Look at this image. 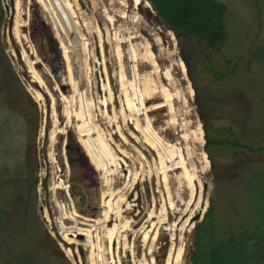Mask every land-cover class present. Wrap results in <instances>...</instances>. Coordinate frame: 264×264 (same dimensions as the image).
<instances>
[{
  "label": "rangeland",
  "instance_id": "374dc122",
  "mask_svg": "<svg viewBox=\"0 0 264 264\" xmlns=\"http://www.w3.org/2000/svg\"><path fill=\"white\" fill-rule=\"evenodd\" d=\"M68 1L76 20L77 16L80 17L78 22L84 25V28L79 27V30L87 44L86 83L88 90L86 89V94L90 102L94 100L96 102L94 106L96 111L92 110L90 120L86 122L81 116L82 101L79 83L76 86L74 80L71 79L69 66L64 60L61 46L53 29L54 23L37 0H29V36L37 56L65 100V105H62L63 109L58 103L54 104V110L58 116L55 115V119L51 116L49 124L50 129L54 130H59V126H64L60 137L64 143L68 165L69 199L76 214L100 223L104 219L105 193L110 184H114L115 192L120 191V195L125 199L124 203L120 204L121 209H125L124 204L128 203L129 197L133 194L134 201L129 203L132 207L124 211L115 223L119 233L118 240L115 242V248L118 251L116 260L119 264H149L151 258L159 256L158 248L154 244L153 254L149 255L151 241L144 242L143 238L150 230L152 223L163 220L166 215L168 194L161 186V178L167 174V164L161 163L157 153L144 142V136L136 133L128 124L130 117L142 124L143 111L138 110L141 115H136L138 112L135 109V113H126L124 110L125 97L120 90V79L125 76L124 68L127 69L126 75L130 77L129 80L133 81L134 77H139L133 75L129 59L126 58L127 55L130 58L129 48L123 45L122 40V36L126 33L124 28L127 26H124L125 23L120 17L126 3L124 0ZM218 1L227 7L226 25L229 40L224 48V55L226 60L230 61L228 65L221 57L207 54L196 43L181 41L167 29L155 12V15L152 14L149 8H145L140 15V32L134 33L138 36L139 42L144 45L138 60L151 54L158 65L153 68L140 63V70L142 72L155 71L153 80L156 87L167 90L175 96L174 114L175 118H179L178 126L172 127L169 131L171 136L174 135L172 141L175 142H170V139L162 136L166 143L163 147L164 153L173 151L171 147L174 143L183 144L176 132L181 130V124L190 125L197 117L204 131V152L209 161V167L201 182L200 205L196 209L193 202L188 206L187 193L182 196L180 205L174 196L170 198L174 208L178 211L186 209L193 211L189 221L190 228L182 235L183 256L179 264H188L184 257L186 248L196 225L204 218L213 190L210 178L212 162L207 154L205 125L210 130V138L213 135L212 131L219 125H224L226 122L231 123L242 142L254 148L264 147V66L257 63L260 58H264V0ZM107 15L115 16L116 22L112 31L108 29ZM11 16V0H0V124L11 137L9 152L7 155L0 154V162H5L12 179L24 177V188L18 187L15 190L12 187L9 191L11 198H15L9 202L11 206H16L12 209L19 212L24 206L20 192H25V195L30 196L29 225L31 231L25 236L18 237L19 239L14 242L15 248L17 244L18 252L32 254L39 259L40 264H75L72 256L69 257L62 249L52 231V222L46 207V192L42 186V180L47 174V166L43 158V134L47 106L45 99L43 97L39 99L34 89L21 76V68L13 55L14 50L8 39ZM164 29L173 36L174 46L170 44L168 38H164ZM123 49L128 53L125 57L126 64L122 57ZM183 52L189 59V66L182 58ZM177 61L185 66V74L195 93V102L192 107H188L184 101L185 96L180 86L181 74L179 75L180 72L176 66ZM235 66L237 68L234 76L223 81H219L212 72L215 70L218 73L228 74ZM168 71L171 78L166 80L163 73L167 74ZM102 78H106V91L102 89ZM138 89L140 90L139 87ZM115 92L117 96L114 95ZM105 94L109 99L108 107L101 103L106 97ZM48 97L52 103L53 100L49 93ZM193 108L196 114L190 112ZM162 113L166 114V111ZM208 116L216 119L221 116L223 121L210 122ZM172 117L174 115H166L162 121H169ZM59 119H62V125L58 124ZM88 141L94 146L95 157L91 155L94 158L90 157L87 150ZM67 145L71 146H69L70 154ZM210 151L217 166L232 160L233 155L230 151L213 146ZM122 156L127 167L120 165L119 158H123ZM172 160H176V156H173ZM71 161L74 167L70 166ZM127 169L131 176L129 183L124 177ZM178 173H180L179 170ZM168 175L171 177L172 174ZM35 179L36 183H32L33 187H30L28 193L29 183ZM81 192L87 195L86 200L78 197L77 193ZM172 192L177 197L175 188ZM72 193L77 197L74 198ZM49 203L59 233L69 235L68 240L71 244H74L76 248H82L85 264H111L107 238L108 223L96 226L95 234H93L95 237L91 234L83 241L72 239L70 235H77L81 228L76 224L68 226L67 220L61 221V212L53 202L51 194ZM200 213L201 220L192 223L191 221ZM153 215L155 219L151 220L150 216ZM126 222L129 224L125 227ZM17 234L19 235L20 232ZM77 252L79 256V251Z\"/></svg>",
  "mask_w": 264,
  "mask_h": 264
},
{
  "label": "bare ground",
  "instance_id": "6f19581e",
  "mask_svg": "<svg viewBox=\"0 0 264 264\" xmlns=\"http://www.w3.org/2000/svg\"><path fill=\"white\" fill-rule=\"evenodd\" d=\"M37 1L43 6L54 23L53 29L61 46L64 60L67 66H69V75L71 79L74 80L76 86L79 83L81 91L80 99L82 101L81 116L87 122L90 120L89 117L92 115V110L96 111V107H94L96 102L95 100L90 102L86 94V89L88 90V84L86 83L88 70L86 58L87 44L81 36L79 30V27L83 29L84 25L78 22L80 17L77 16L76 20V16L72 13L71 4L68 0ZM124 2L126 5L124 6V11L121 13L122 15L120 18L124 21V26L127 27L124 28V30L126 29V33L122 36V40L124 41L123 45L125 44L129 48L130 58L127 55L128 53H126L127 50L124 49L122 51L123 56L121 53H119V55L123 57L124 63L126 62L125 57L127 55L126 58L129 59L128 61L131 65L133 75L139 76L134 77L133 81L128 84L129 77L126 75L127 69L124 68L126 70H124L125 76L122 75L123 77H121L120 82V90L123 92L125 97L123 100L124 110L126 113H135V109L138 112L136 115H141L138 110L143 111L141 115V119H143L142 124L132 117L128 119V124L132 126L136 133L144 136V142L152 151L157 153L161 163L165 165L167 164V174L161 178V186H163L165 193L168 194V198L166 199L167 206L165 208L166 215L163 220H159L157 223H152V226L146 233L143 241H151V250L149 248V255L153 254L154 247L152 246H154V244L158 248L157 251L159 256L151 258L149 260V264H179L183 256V247L181 245L182 235L190 228L189 221L193 211L187 209L185 211H178V209L174 208V204L170 201V198L174 196V199L177 200L178 205H180L182 204V196L187 193L189 196V201L187 202L189 203L188 206L192 202L195 204V209L200 205L201 182L209 167V161L206 153L204 152V131L197 117H195V123L193 122L190 125L186 124V126L181 124V130L179 129L176 132L180 136L181 142H183L184 145L178 142L174 143L171 147L174 150L170 152L166 151L164 153L165 150L163 147L166 143H164L165 141L162 136L170 139V142H175L172 141L174 135L171 136L169 133L172 127L178 126L177 120L179 118H175L174 114L176 110L174 108L175 96L171 95L167 90L156 87L153 80L155 71L142 72L140 70V63L147 64L149 67L153 68L158 65L151 54H147L144 59L138 60L141 52H143L144 45L142 42H139L138 36L134 34H138L140 32V15L145 8H149L152 14H155L146 0H124ZM14 4L15 17L13 21V39L18 48H21L22 57L27 66V69H21V74L23 73L28 76L42 88H46V91L50 94V97L53 100L52 119H55V115L58 116V114H56L54 110V104L58 103L63 109L62 105H65V100L60 94L57 85L53 84L49 72L44 68L41 60L36 54L34 45L31 42L29 36V0H14ZM107 16L108 29L109 31H112L115 27V16ZM164 34V38H168L170 44L174 46L175 40L171 33L164 29ZM13 55L17 59V53L15 51ZM176 66L180 72L179 75L181 74V79L179 80L181 81L180 86L185 96V104L188 107H192L195 102V93L190 87L188 78L185 74V66L183 63L178 61ZM163 74L165 75L164 77L166 80L171 78L169 71L167 74ZM33 89L39 99H41L43 97L41 92L38 89ZM102 89L103 91H106V78H102ZM108 102V95H106L101 103L102 105L108 107ZM163 111H166V114L162 113ZM190 112L196 114L195 108H193ZM166 115H174V117H172L169 121H162ZM58 124H63L62 119L58 120ZM154 126H156V131ZM63 128L64 126L62 125L59 126V130H50L48 146V158L50 162V175L48 180V182H50L49 193L52 196L53 202L61 212V221L73 220L78 216L74 212L71 205L67 190L69 172L65 158L64 143L60 137V134H62L61 130H63ZM87 145V150L92 158L95 152L93 150L94 146L90 141L87 142ZM173 156H176V160H172ZM119 161L122 167H127L124 157L119 158ZM178 170L180 173H178ZM170 173L172 174L171 177L168 175ZM124 177L128 183L131 182L130 171H128V169L126 170ZM113 185L114 184H110L105 193L104 207L106 208V211L103 213L104 219L100 223L98 221L97 223L95 222L94 226L90 227V230L79 229V233L84 234L85 237H90L91 234H95L96 226L98 224L104 225L114 219L113 226L111 228H107V238L109 240L108 251L109 255H111V264H119L118 260H116L118 257V251L115 248V242L118 240L119 233L115 223L121 218L122 213L129 210L132 205L125 203V206L123 205L125 209L120 208V204H123L125 199L122 195H120V191L115 192ZM174 188L177 191V197L172 192ZM187 215L188 218L186 219ZM150 219H155V216H150ZM128 224L129 222H126L125 227ZM62 236L66 241L70 242L68 240L69 235L62 234ZM93 237H95V235H93ZM64 251L69 257L70 255L72 256L70 248H67Z\"/></svg>",
  "mask_w": 264,
  "mask_h": 264
},
{
  "label": "trees",
  "instance_id": "16d2710c",
  "mask_svg": "<svg viewBox=\"0 0 264 264\" xmlns=\"http://www.w3.org/2000/svg\"><path fill=\"white\" fill-rule=\"evenodd\" d=\"M155 13L180 40L199 45L209 55H224L229 35L226 25L227 7L218 0H147ZM183 60L189 59L183 52ZM257 63L264 66V58ZM237 66L228 74L212 70L219 81L233 77ZM198 93V92H197ZM210 122L223 121L209 117ZM0 124V154L7 155L10 134ZM207 131V154L212 162L210 178L213 190L209 207L199 222L186 248L188 264H264V147L254 148L241 141L231 123ZM70 146V145H69ZM67 145L68 153L71 146ZM230 151L232 160L217 166L211 147ZM7 164V163H6ZM70 166L74 167L71 161ZM24 176V175H22ZM10 177L5 162H0V264H40L39 259L15 248L19 236L30 233V196L19 193L24 206L15 212L10 205V189L24 188V177ZM31 181L28 185L33 187ZM11 186V187H10ZM82 200L87 195L77 193ZM76 198V194L72 193ZM30 228V230H29ZM20 232L18 235L17 233Z\"/></svg>",
  "mask_w": 264,
  "mask_h": 264
},
{
  "label": "water",
  "instance_id": "95a60500",
  "mask_svg": "<svg viewBox=\"0 0 264 264\" xmlns=\"http://www.w3.org/2000/svg\"><path fill=\"white\" fill-rule=\"evenodd\" d=\"M151 6V5H150ZM152 8V7H151ZM11 10H12V16L9 20V26H8V39L9 42L11 43V46L13 48V50L17 53V61H18V66L22 69H27V66L24 62V59L22 57V50H20V48H18L16 42L14 41V37H13V21H14V17H15V4H14V0H11ZM152 11L155 12L152 8ZM168 29V28H167ZM170 30V29H168ZM171 31V30H170ZM172 32V31H171ZM177 38H180V36H177ZM22 78L26 81V83L31 87V88H35L38 89L41 94L43 95L45 102H46V115H45V119H46V124H45V129H44V134H43V158L44 161L46 163L47 166V174L46 177L42 180V186L46 192V207H47V211L48 214L50 216L51 222H52V231L53 234L56 238V240L58 241V243L60 244V246L62 247L63 250L70 248L72 251V258L73 261L75 262V264H85V258H84V253L82 248H76V246L74 244H70V242L66 241L64 239V237L62 236L61 233H59L58 228L54 222V217L52 216V209L49 203V184H48V180H49V175H50V162H49V158H48V146H49V137H50V119L52 116V103L50 102V99L48 97V92L46 91V88H42L39 84H37L36 82H34L32 79H30L28 76L24 75L23 73L21 74ZM132 82V80H130ZM115 96H117L116 92L114 93ZM66 149V148H65ZM205 191H206V187H205ZM140 197V194H139ZM132 201H134V195L132 194L129 199H128V203H131ZM78 215V214H76ZM201 213L198 214L191 222L195 223L201 220ZM95 220H88L85 219L84 217L78 215L77 217H75L73 220H67V225H73L76 224L78 225V227H80L81 229H85V230H90L91 226H94L95 224ZM114 224V219L113 221L108 222V228H111ZM70 237L76 238L79 241H83L85 236L84 234H80L78 233L77 235H70ZM79 251V256H78V252Z\"/></svg>",
  "mask_w": 264,
  "mask_h": 264
},
{
  "label": "built area",
  "instance_id": "2783aa9c",
  "mask_svg": "<svg viewBox=\"0 0 264 264\" xmlns=\"http://www.w3.org/2000/svg\"><path fill=\"white\" fill-rule=\"evenodd\" d=\"M121 80V79H120ZM129 84V83H128Z\"/></svg>",
  "mask_w": 264,
  "mask_h": 264
}]
</instances>
